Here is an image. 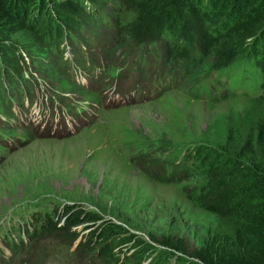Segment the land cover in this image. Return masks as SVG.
<instances>
[{"label":"rangeland","instance_id":"rangeland-1","mask_svg":"<svg viewBox=\"0 0 264 264\" xmlns=\"http://www.w3.org/2000/svg\"><path fill=\"white\" fill-rule=\"evenodd\" d=\"M121 1L96 4L57 45L12 37L21 59L18 71L6 68L10 81L0 74V264H105L38 233L68 208L116 222L121 236L171 235L191 250L195 232L214 223L193 199L202 182L193 150L249 135L264 149V93L252 76L217 71L206 55L181 69L162 50L116 41L132 18ZM162 162L167 176L184 179L158 182ZM92 223L74 230L82 236Z\"/></svg>","mask_w":264,"mask_h":264},{"label":"trees","instance_id":"trees-1","mask_svg":"<svg viewBox=\"0 0 264 264\" xmlns=\"http://www.w3.org/2000/svg\"><path fill=\"white\" fill-rule=\"evenodd\" d=\"M109 0H0V74L18 67L19 48L12 37L31 33L38 45L58 44L63 35L82 29L88 11ZM132 18L116 28L117 40L143 50H162L181 69L208 56L217 71L252 76V85L264 93V0H122ZM153 47V48H152ZM26 49V47H22ZM149 49V50H150ZM151 51V50H150ZM4 66L3 72L2 67ZM179 74V73H178ZM260 131L261 145L263 128ZM259 149V150H258ZM252 135L228 147L193 150L192 173L201 185L194 202L214 223L189 250L180 238L168 235L144 242L125 237L116 222L100 220L68 208L57 221L43 219L38 233L54 237L83 260L94 253L105 264H264V149ZM156 179L170 183L184 179L167 176L158 163ZM185 171H187L185 169ZM189 176V175H187ZM86 234L77 227L92 222ZM159 242V243H157ZM131 253L126 254L127 246ZM154 244L164 250L155 254ZM124 248V249H123ZM120 256H116L115 252ZM179 253L176 256L175 253ZM169 258L170 263H166ZM174 259V260H173Z\"/></svg>","mask_w":264,"mask_h":264},{"label":"bare ground","instance_id":"bare-ground-1","mask_svg":"<svg viewBox=\"0 0 264 264\" xmlns=\"http://www.w3.org/2000/svg\"><path fill=\"white\" fill-rule=\"evenodd\" d=\"M74 47H75V46H74ZM75 52H76V50H75ZM76 53H77V52H76ZM79 57H80V56H79ZM81 57H82V56H81ZM81 59H82V58H81ZM82 60H83V59H82ZM71 61H72V60H71ZM68 63H69V62H68ZM70 63H71V62H70ZM66 65H67V64H66ZM66 65H65V66H66ZM72 66H73V65H72ZM85 66H86V65H85ZM91 68H92V67H91ZM87 70H90V69H87ZM63 71L66 72V73H68V72H67V67H65V70H63ZM73 75L75 76V74H73ZM73 75H72V76H73ZM69 77H70V76H69ZM29 96H30V95H29Z\"/></svg>","mask_w":264,"mask_h":264}]
</instances>
